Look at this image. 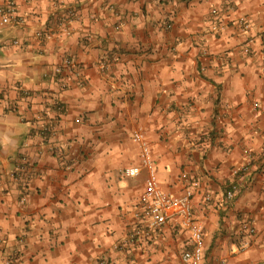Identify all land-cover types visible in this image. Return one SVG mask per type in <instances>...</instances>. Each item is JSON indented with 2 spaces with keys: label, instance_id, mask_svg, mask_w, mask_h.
Wrapping results in <instances>:
<instances>
[{
  "label": "crops",
  "instance_id": "crops-1",
  "mask_svg": "<svg viewBox=\"0 0 264 264\" xmlns=\"http://www.w3.org/2000/svg\"><path fill=\"white\" fill-rule=\"evenodd\" d=\"M10 2L23 23L0 27V264H187L190 233L177 224L128 237L147 178L124 175L140 164L138 131L161 188L193 190L204 264H264V0H0V9ZM49 124L57 133L42 137ZM246 150L254 166L236 177ZM24 156L20 183L11 176ZM248 217L253 236L241 232Z\"/></svg>",
  "mask_w": 264,
  "mask_h": 264
},
{
  "label": "built area",
  "instance_id": "built-area-1",
  "mask_svg": "<svg viewBox=\"0 0 264 264\" xmlns=\"http://www.w3.org/2000/svg\"><path fill=\"white\" fill-rule=\"evenodd\" d=\"M167 2H174L175 0H160ZM113 8V7H111ZM75 11L69 10L67 16L61 21L62 31L69 35L68 22L75 17ZM214 15V30L219 31L224 29V24L221 21L219 12L213 11ZM23 23L21 18L17 16L15 3L10 2L8 6L0 9V27H6L9 25H18ZM237 24L243 31H248L251 27L250 22L246 17H239ZM119 29V28H118ZM17 43V42H15ZM249 52V49L246 50ZM67 66H71L73 61L70 58L66 59ZM103 71L108 69L107 63H101ZM56 74H61L62 69L60 67L55 69ZM66 87L65 83L63 82ZM63 109V108H62ZM61 109V110H62ZM57 133V127L53 124L43 127L41 136L47 137L48 134L54 135ZM133 141L140 148V164L138 166L127 168L124 171L126 177H138L142 171H146L147 178L145 181L144 191L140 195L138 211L136 212V225L129 233L128 237L132 241H145L153 238L156 231L166 226L167 224H177L186 229L190 233V245L191 249L184 253L183 259L187 264H204L205 263V238L204 227L202 223L197 219L192 199L193 190L188 189L182 196H175L165 192L160 185L158 179L157 163L153 156L152 147L147 139V136L143 131H138L133 135ZM247 155L246 163L233 170V175L238 177L249 174L254 166L255 156L254 154L246 150ZM264 161V151L261 154V159ZM29 159L22 157L15 172L12 174V179L23 183L24 175L27 173L29 167ZM1 178V176H0ZM197 186V184H194ZM239 192L237 184L232 185L231 189L227 192V198L233 199ZM27 201V197L24 195L21 199L22 203ZM255 219L248 217L244 220L241 232L244 236H253L256 233ZM19 242H23V239H19ZM249 244L247 242L242 243L239 246V250H246ZM18 255V252L15 253ZM13 261H8L7 264H12ZM98 264H107L106 260H101Z\"/></svg>",
  "mask_w": 264,
  "mask_h": 264
}]
</instances>
